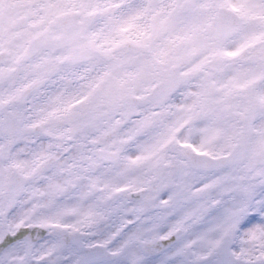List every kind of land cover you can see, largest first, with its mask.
I'll return each mask as SVG.
<instances>
[{"label":"snow or ice","instance_id":"6c2138e0","mask_svg":"<svg viewBox=\"0 0 264 264\" xmlns=\"http://www.w3.org/2000/svg\"><path fill=\"white\" fill-rule=\"evenodd\" d=\"M0 264H264V0H0Z\"/></svg>","mask_w":264,"mask_h":264}]
</instances>
